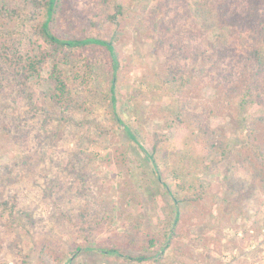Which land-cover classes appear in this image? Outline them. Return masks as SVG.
Instances as JSON below:
<instances>
[{
    "label": "rangeland",
    "instance_id": "1",
    "mask_svg": "<svg viewBox=\"0 0 264 264\" xmlns=\"http://www.w3.org/2000/svg\"><path fill=\"white\" fill-rule=\"evenodd\" d=\"M97 1L75 0L76 4L71 6L72 17L84 23L89 19L98 21L100 28L93 34L99 33L103 38L111 39V28L102 24V18L95 17L101 9ZM144 1L135 0L129 6L130 10L139 16L140 5ZM157 2L152 0L146 11L148 17L155 12ZM141 20L139 16L132 25H125L114 35L119 54L115 111L125 124L139 128V140L149 145L154 133L166 131L165 124L169 116L176 112L178 103L172 91L162 86L155 77L165 59L155 47L157 38L148 34L146 28L140 25ZM183 23L186 31L181 38L182 44L192 50L194 44L204 48L212 33L198 35L199 32L188 22ZM183 55H187L186 50ZM100 57L99 53L97 66L104 73L107 65ZM51 66L50 62L44 66L43 78L49 76ZM83 87L79 90L76 87L74 93L83 97L77 98V106L86 107L88 114L76 108L72 114L73 121L61 120L45 129L38 126L41 112L34 119L27 115L31 126L36 127L30 136L32 146L28 153L25 154L6 133L0 131V175L8 169L5 179L18 177V181L11 185H2L0 180V197L11 200L15 189L21 193L18 207L27 215L30 231L20 227L7 229L4 225L8 220L7 214L5 220L0 219V264H264V222L258 220L264 218V194L260 195L259 216H255L257 213L253 204L248 212L250 218L236 214L233 204H222L224 165H219L214 155L208 156L207 161L212 164L208 171L186 177L188 181L203 185V192L196 185L187 191L180 186L181 178L166 180L178 198H192L199 192L203 199L180 205L176 236L159 263L153 259L144 263L125 262L122 258L98 252L97 249L118 245L125 248L127 254L135 256L137 252L134 249L153 235L161 240L153 249L154 253L159 252L166 243L164 233L167 231L169 234L172 230L175 213L170 196L163 184L155 179L154 169L144 154L129 142L122 129L111 130L113 110L106 79L100 73L91 74ZM35 89L40 96L37 104L51 109L48 103L50 87L42 83ZM187 95L190 107L195 108L199 116H204V109L205 112L211 111L204 116L207 127L233 149H241L247 121H242L245 114L240 107L234 103L227 111H218L212 103L214 92L203 77L201 80L199 77L192 79V89L187 91ZM86 98L89 102L84 101ZM25 109L22 105L11 110L10 115L23 114ZM254 111H249L247 115L254 116ZM89 116L102 122L100 131L84 123L83 120ZM20 121L21 133L27 124ZM185 131L171 132L170 139L187 135ZM122 147L127 153L125 167L109 166L108 160L111 164L115 163L116 152ZM173 149L171 144L170 155ZM74 152H82L88 166L81 171L79 178L74 176L67 186L69 192L62 201L65 204L55 201L58 208L63 207L64 213L70 216L57 226L54 221L58 217V208L53 206L51 199L44 198L42 192L44 186L51 185L52 179L68 166L69 154ZM167 166L171 167V163L168 162ZM165 167V164H160L159 169ZM238 176L245 177L242 172ZM85 212L87 223L81 224L77 217ZM18 221L21 222V218ZM92 226L96 227V231L85 240L86 232L80 227L88 229ZM40 247L44 248L39 250ZM77 247H81V251L72 255Z\"/></svg>",
    "mask_w": 264,
    "mask_h": 264
},
{
    "label": "trees",
    "instance_id": "2",
    "mask_svg": "<svg viewBox=\"0 0 264 264\" xmlns=\"http://www.w3.org/2000/svg\"><path fill=\"white\" fill-rule=\"evenodd\" d=\"M134 2L97 1L101 9L95 17L102 18V24L111 28V39H105L99 33L93 34L94 30L100 28L98 21L89 19L84 23L72 17L71 6L76 4L75 0H0V131L6 133L25 154L28 153L32 146L30 136L36 127L31 126L27 115L34 119L41 112L38 126L45 129L49 124L61 120L73 121L72 114L76 108L88 114L86 107L77 106V98L83 97L74 92L84 88L91 74H102L111 92V130L122 129L129 142L144 154L154 169L155 179L163 184L166 194L170 196L175 218L170 233H164L166 243L159 252L153 251L161 241L157 235L135 248V256L127 254L125 248L118 245L97 251L122 258L125 262L144 263L153 259L159 263L176 236L180 205L203 199L199 192L192 198H178L166 180L181 178L180 186L187 191L196 185L203 192V185L188 181L186 177L208 171L212 165L207 161L210 155L215 156L219 165H224L225 192L221 203L233 204V211L247 218H250L248 212L253 204L257 213L255 216H259L260 195L264 194V0H158L155 12L150 17L146 11L152 0H145L140 5V25L146 28L150 36L157 38L155 47L165 59L155 77L162 86L172 91L178 103L176 112L166 119V131L154 133L149 145L139 140V128L125 124L115 111L119 54L114 35L120 28L132 25L139 18L129 8ZM183 22L194 27L198 35L212 33L204 48L194 44L192 50L182 44L181 38L186 31ZM185 50L187 55L184 56ZM99 53L107 65L104 73L97 66ZM49 62L52 65L49 76L43 78V68ZM195 77L208 80L215 95L212 103L218 111H227L236 103L245 114L242 121L247 122L243 129L241 149H233L207 127L204 116L211 113L210 110L205 112L204 109V116H199L196 109L190 107L187 91L192 89V79ZM42 83H46L51 90L48 103L52 108L49 110L37 104L40 96L35 87ZM88 100L84 99L85 102ZM22 105L26 107L23 114L12 117L10 111ZM251 110H255L256 114L250 117L247 114ZM20 119L27 124L22 131L25 134L20 133ZM83 121L99 131L103 127L98 118L89 116ZM182 129L188 134L170 139L171 132ZM171 144L174 149L170 155ZM84 156L82 152L69 154L68 166L52 179L51 185L44 186L42 196L51 199L53 206L58 208L55 201L65 204L62 201L69 192L67 186L74 176L79 178L81 171L88 166ZM126 159L127 153L122 147L116 152L115 163L111 164L109 159L107 164L123 168L127 164ZM168 162L171 167L167 166ZM160 164H165V169L160 170ZM7 170L0 175L2 185L18 181L17 175L5 179ZM240 172L244 173V178L238 176ZM80 180H83L82 177ZM15 191L11 200L0 197V219L5 220L7 214L8 220L4 222L7 229L20 227L30 232L27 215L18 207L21 193ZM57 210L58 217L54 222L59 226L62 220L70 219V216L64 213L63 207ZM85 214L77 217L79 223H87ZM18 218L22 221H18ZM258 220L264 222V218ZM80 228L86 232L84 238L96 231L93 226ZM41 248L44 247L39 250ZM81 249L77 247L72 255Z\"/></svg>",
    "mask_w": 264,
    "mask_h": 264
}]
</instances>
